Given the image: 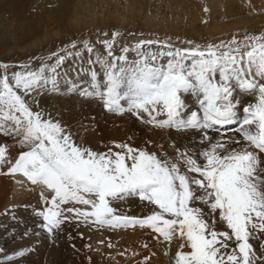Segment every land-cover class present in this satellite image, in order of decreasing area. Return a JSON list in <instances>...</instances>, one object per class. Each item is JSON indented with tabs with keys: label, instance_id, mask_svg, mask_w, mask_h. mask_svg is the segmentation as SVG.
I'll return each mask as SVG.
<instances>
[{
	"label": "snow or ice",
	"instance_id": "1",
	"mask_svg": "<svg viewBox=\"0 0 264 264\" xmlns=\"http://www.w3.org/2000/svg\"><path fill=\"white\" fill-rule=\"evenodd\" d=\"M99 35L103 52L86 39L37 58V67L0 63V136L20 149L14 155L0 144V176H22L42 187L41 206L33 212L52 243L66 222L77 220L147 230L169 245L178 238L172 264H264V252L257 254L250 243L254 232L264 233V35L185 48L141 40L119 55L121 33ZM83 52L90 59V83L73 95L99 101L107 113L130 114L153 130L198 139L190 137L187 146L149 138L143 146L112 142L96 148L41 109L36 97L49 83L56 91L65 61ZM242 94L255 102H242ZM229 131L239 137H226ZM130 199L149 211L120 213L117 204Z\"/></svg>",
	"mask_w": 264,
	"mask_h": 264
},
{
	"label": "rangeland",
	"instance_id": "2",
	"mask_svg": "<svg viewBox=\"0 0 264 264\" xmlns=\"http://www.w3.org/2000/svg\"><path fill=\"white\" fill-rule=\"evenodd\" d=\"M128 1L129 8L125 5V0H90V4L94 3L93 7L96 6L93 8L96 9V12H92L96 14L94 17L88 10L90 6L85 3V0L84 2L81 0H0V63H31L33 67H37L40 63V59L37 58L48 57L73 41L81 42L86 39L92 41L98 52H103V46L96 41L98 33L100 34L99 39L106 38L102 35L104 32L109 33L107 38H111L114 31L121 33L115 46V52L119 55L123 46L131 48L141 40H159L170 43L174 48L193 45L203 47L208 44H226L233 39L243 43L246 36H254V34H245L242 37L238 32H243L244 29L246 33L264 30V12L260 11L262 16L259 19L244 21L242 25H239L249 27L236 30L235 35L234 31L227 27L223 38H219L216 42H208V40H202L200 34L205 25L227 24L228 21L209 17L203 19L204 21H198L194 26L187 14L179 11L176 5L167 6L165 0H152L150 4L152 8L146 6L143 9L138 0H127V3ZM158 5H161V10L156 13ZM114 10L116 13L126 12L125 14L130 16L128 21L121 19V23L116 25L112 21L110 24H102L101 20L104 17H109L106 13L113 14ZM77 14L79 18H83L81 21L76 20ZM151 14L156 20L152 21L151 18H147ZM91 15L94 23L86 26L83 22H89L87 16ZM253 15L256 16L255 12ZM133 16L136 19L131 21ZM257 20L260 22L257 23ZM136 25L140 29H137ZM177 25L188 29V33H190L188 38L187 36L184 38L174 37L172 30ZM144 50H148L147 46ZM151 50H157L156 45H152ZM128 55L130 59L135 57L134 52H129ZM166 59L167 57L164 58V60ZM89 68L90 59L87 52L82 53V58L66 60L57 76L60 78L61 75H65L66 79L62 85L53 91V88H48L49 83L44 92L36 99L39 100L41 109L50 112L54 118L70 124L73 129L79 130L81 138L88 139L92 146L103 148L105 144L112 142H126L143 146L149 138L161 143L171 142V139L174 138L177 145L187 146L190 137L192 140L198 138L188 132H185L187 134L177 133L173 130L170 134L168 129L153 130L130 114H125L122 117L113 115L107 113L99 101L73 95V91L78 92L81 88L89 87ZM97 71L102 79V69L97 67ZM61 88L62 90H60ZM29 103H33L31 97H29ZM93 117L94 119H92ZM163 118L159 117V119ZM218 135L219 133H213L214 137ZM227 136L238 138L239 134L229 131L226 133ZM1 140H10L13 143L11 138L0 136ZM7 143L9 144V142ZM13 147L20 151L16 145ZM10 178L8 181H0V264H74L76 260H79L78 264H143L144 259L141 254L135 257L121 256L123 250H120L128 247L125 245L126 242L134 243L135 235L130 231L139 229H122L124 233H115L116 230L113 229L72 220L63 225V231L56 238V242H50L43 229L41 219L33 212V209L40 207L42 203L41 187L32 186L26 181L20 186L21 193L17 192L16 196ZM44 195H48V193L44 192ZM117 208L122 214L136 216L149 211L135 199L123 201L117 204ZM5 213L9 214L5 215ZM13 215L16 217L15 220L12 219ZM36 221L40 222L38 231L29 235L31 237H25L29 234L27 229ZM148 234L151 233L148 232ZM76 239H81L88 250L87 255L81 253L79 259L77 255L80 251ZM161 241L163 240L154 237L152 243L154 247L168 244L167 242L162 244ZM39 243L45 246L50 252L49 255L45 248H38L37 244ZM109 243L113 247L109 248ZM250 243L257 254L264 252V247H262L264 246V233L254 232L250 237ZM29 249H35V251H29ZM21 251L25 252L24 256L19 254Z\"/></svg>",
	"mask_w": 264,
	"mask_h": 264
},
{
	"label": "bare ground",
	"instance_id": "3",
	"mask_svg": "<svg viewBox=\"0 0 264 264\" xmlns=\"http://www.w3.org/2000/svg\"><path fill=\"white\" fill-rule=\"evenodd\" d=\"M81 1L84 2V0H81ZM89 1L90 0H85V3L90 6V7H88V10H90L91 13L96 12V9H93L96 6L93 7L94 3L92 5V4H90ZM125 1H126L125 5L129 8L130 7L129 1H128V3H127V0H125ZM138 1L140 4V7L142 9H143V7L150 6V4L152 3V0H138ZM161 1H159V2H161ZM165 1L167 2L166 3L167 6H170V7L175 6V5L178 6L177 9L181 12L183 11L184 14H187L188 18L190 19V22H192L194 26H196V23L198 21H204L203 19L209 18V17L228 21V22H226L227 24L223 23L225 25H223L221 23H218L215 25H210V24L207 26L205 25V28L202 29V32H200V34H201V39L202 40H208V42H216L217 40H219V38L220 39L223 38L224 31L227 27L232 29L234 31V35H235L236 34L235 32H237L236 30H241V29L249 27V26H242V27L239 26V25H242V22L259 19L262 16L260 11L264 12V0H165ZM83 2H82V4H83ZM150 7L152 8V6H150ZM62 10L65 11L66 9H62ZM160 10H161V5H158L156 13H159ZM254 12H255L256 16L253 15ZM125 13H121V12L116 13L115 10H114L113 14H110V13L107 14L106 13V15H109V17L105 18L103 16L104 18L101 20V23L102 24H108V23L110 24V22L112 21L113 24L116 25V24L121 23V19H124L127 22L128 21L127 19L130 16H127ZM62 14L63 13H61V16H63ZM92 15L95 17L96 14L92 13ZM92 15L87 16V18H89L88 19L89 22H85V21L83 22V23H85L86 26L88 24L92 25L94 23V20L92 19ZM134 16L131 18V21H134V19H136ZM75 17H78V18H76V20L81 21L83 19V18L82 19L79 18L78 14ZM147 18H151L152 21L156 20L152 14L148 15ZM163 21H164V19H163ZM256 22L258 23V22H260V20L259 21L257 20ZM78 23H80V22H78ZM163 23H165V22H163ZM154 26H156V25H154ZM136 28L140 29V27L138 28L137 25H136ZM244 30H243V32H238V34L242 35V37L245 34L246 35L247 34H254V35H258V34L261 35L262 34V35H264V30L256 31V32H250V33H246V31H244ZM156 32L158 33V31H156ZM172 32H173L175 38H184L185 36H187V38H188V36L190 35V33H188V29H186L184 27H180L179 25H177L176 27H173ZM171 36L173 37V35H171ZM64 79H66L65 75H61L60 78H57L55 89H57L58 87H60L62 85V82L65 81ZM48 88H53V85L50 83L48 85ZM60 90H62V88ZM242 95L237 97L238 99H241L242 102H255L254 97L247 96L249 98L248 99L246 97V95L245 96H242ZM189 106L192 108H195L194 103L190 104ZM229 127L235 128V127H237V125H235V126L232 125ZM185 134H187V133H185ZM196 139H198V138H196ZM85 141L89 142L88 139ZM7 142H9V144ZM3 143H7L9 150L12 154L15 155L19 152L18 150L13 149L14 148L13 146L15 145L14 142L11 143L10 140H8V141L7 140H1L0 144H3ZM262 158H264V156ZM0 177H1L0 181H5V180L8 181L9 180V177H7V176H0ZM15 180L23 181V183L18 184L15 182ZM15 180L10 178L11 185L13 186L14 191H15L14 193L16 195L17 192L21 193L20 186L23 185L27 180L22 176H17L15 178ZM13 182H14V185H13ZM42 190L43 189L41 187V191ZM37 222L38 221H36L32 226H30L29 229H27L29 234L25 235V237H31L29 235H33L38 231V229H39L38 226H40V222H38V223ZM31 227H32V229H31ZM117 232L118 233L119 232L124 233L122 231V229H116L115 233H117ZM127 232H129V231H127ZM130 233H133L135 235L134 243L126 242L125 245L126 246L128 245V247L125 249H120V250H123L121 252V256H127V257L134 256L135 257L138 254H141V257L143 259L145 258V256L151 257L148 264H172V257L179 250V245L181 243V241L178 238H174L173 241L171 242V245L165 244V245H159V246L154 247L152 240L155 236L154 235L152 236V234L149 235L147 230L139 229V230H135V231H130ZM76 240H77V245L79 246V251H80V253H78V255H77V258L79 259L80 254L83 253V255H87L88 250L84 246L85 244L83 245V242L81 241V239H76ZM161 243L164 244V241H161ZM37 245L39 246L38 248H40V249L45 248V246L40 245V243ZM145 245H147L148 247H145ZM46 251H47V255H49L50 252L47 249H46ZM185 251H187V249H185ZM153 253H155V255H152ZM78 262H79V260H76V262L74 264H78Z\"/></svg>",
	"mask_w": 264,
	"mask_h": 264
}]
</instances>
